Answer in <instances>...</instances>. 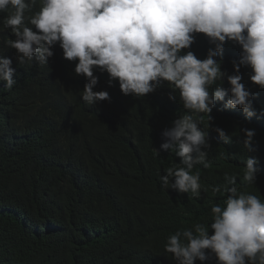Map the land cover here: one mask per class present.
<instances>
[{
  "label": "trees",
  "instance_id": "16d2710c",
  "mask_svg": "<svg viewBox=\"0 0 264 264\" xmlns=\"http://www.w3.org/2000/svg\"><path fill=\"white\" fill-rule=\"evenodd\" d=\"M40 7L37 0L26 18ZM7 14L0 13V58L11 59L16 84L8 90L0 81V264H176L164 251L168 238L184 230L198 235L196 224L213 234L211 208L225 206V187L233 186L226 174L236 179L237 195L264 201V89L251 82L250 68L241 67V83L257 116L223 109L220 101L209 122L200 114L211 167L197 164L192 170L200 174L198 196L180 193L171 188L174 180L165 188L160 179L180 164L175 149H161L162 132L186 112L179 92L164 82L144 97L125 96L117 81L110 86L108 74L97 69L94 91H107L110 99L88 105L81 98L87 80L75 74L78 61L64 59L59 44L47 65L35 58L19 63L16 50L4 44L15 39L3 27ZM210 48L199 33L180 54L192 51L203 60ZM241 51L226 42L223 56L215 58L227 74L219 82L226 91ZM245 128L256 132L252 151L244 145ZM247 158L257 161L254 184L243 181ZM216 186L221 192L213 191ZM205 264H216L215 257Z\"/></svg>",
  "mask_w": 264,
  "mask_h": 264
},
{
  "label": "clouds",
  "instance_id": "9594fccd",
  "mask_svg": "<svg viewBox=\"0 0 264 264\" xmlns=\"http://www.w3.org/2000/svg\"><path fill=\"white\" fill-rule=\"evenodd\" d=\"M41 5L31 17L37 0H0V13H8L3 27L15 39L4 44L16 50L21 65L36 62L47 65L53 57V48L59 44L63 58L78 61L75 74L87 82L81 92L82 100L94 105L110 99L107 91H94L98 84L95 70L107 73L109 85L119 83L123 95L137 98L154 92L167 82L172 92H179L185 114L162 132L166 141L162 150L175 149L180 164L167 169L161 182L180 193L199 195L200 174H192L200 164L211 167L207 161V132L200 127L206 114L217 101L223 109H242L246 117L257 116L250 91L241 83V67L251 69L250 80L264 89V0H39ZM27 19V24H26ZM31 25L29 27L28 25ZM35 29V31L33 30ZM202 33L209 43L207 57L200 60L192 51L181 55L194 43L195 34ZM226 42L238 44L242 51L239 60L232 61L234 73L227 76L230 85L221 84L227 75L221 70ZM9 58H0V81L11 90L16 84ZM213 85H216L213 89ZM230 93V94H229ZM228 99L225 102V96ZM175 100V95L169 96ZM264 116V113H260ZM209 125V123H208ZM225 143L232 137L217 127ZM244 145H250L256 135L254 129H241ZM257 161H244L243 181L254 184ZM228 193L224 205L211 208L213 222L210 228L202 224L192 230L177 231L165 244L176 264H205L215 257L216 264H264V201L256 195H237L236 179L225 175ZM221 192L220 186L213 188ZM183 241H186L184 243Z\"/></svg>",
  "mask_w": 264,
  "mask_h": 264
}]
</instances>
